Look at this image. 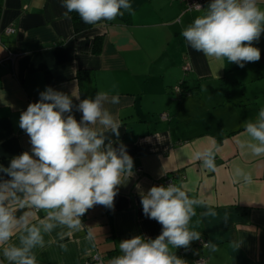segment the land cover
<instances>
[{"label":"crops","instance_id":"1","mask_svg":"<svg viewBox=\"0 0 264 264\" xmlns=\"http://www.w3.org/2000/svg\"><path fill=\"white\" fill-rule=\"evenodd\" d=\"M129 2L135 15L125 12L77 33L63 16L61 0H0V165L8 167L13 157L31 152L19 117L47 87L69 96L74 92L81 100L97 91L118 95L119 104L106 105L121 124L118 140L111 138L115 147L126 146L134 161V175L119 186L114 207L89 209L82 217L83 230L63 239L57 232L46 235L45 247L36 249L38 264H95L90 261L95 254L107 264L121 254L122 240L136 235L155 239L162 225L143 214L140 192L175 173L177 185L217 212L202 217L205 209L197 207L192 218L195 230L216 250L195 240L188 248L173 249L175 254L187 264L200 257L206 264H264V157L245 154L236 144L245 121L254 120L264 107V33L254 42L260 60L240 67L206 57L181 36L210 1L200 11H185L180 0ZM259 6L264 9V0ZM10 27L15 32L5 34ZM96 38L98 53L93 50ZM9 54L17 58L9 60ZM180 83L192 92H174ZM73 114L77 120L82 116L75 107ZM162 114L168 120H161ZM209 146L217 151L216 172L192 159ZM236 166L252 174V184L234 182ZM89 231L93 240L86 238ZM233 241L239 242L237 248Z\"/></svg>","mask_w":264,"mask_h":264},{"label":"clouds","instance_id":"2","mask_svg":"<svg viewBox=\"0 0 264 264\" xmlns=\"http://www.w3.org/2000/svg\"><path fill=\"white\" fill-rule=\"evenodd\" d=\"M194 6L201 8L199 3ZM61 7L66 9L65 18L71 19L70 13L75 12L88 25L115 20L125 12L135 15L129 0H61ZM262 33L264 9L259 0H210L206 11L196 16L181 36L206 57L244 67L260 60L254 42ZM73 97L78 104H73ZM119 102L118 95L105 91L81 100L74 92L69 96L47 87L37 102L21 112L19 127L30 138L31 152L13 157L8 167L0 165V174L8 177L0 176V264H38L36 249L45 247L46 235L57 232L63 239L83 230L82 217L89 209L114 207L119 186L134 175V161L126 146L115 147L111 138L118 140L121 124L106 105ZM74 107L82 113L79 120ZM242 136L236 141L242 152L264 157V107L254 120L245 121ZM216 155V149L209 146L194 152L192 159L216 172ZM234 178V182L253 183L252 174L239 166ZM140 196L143 214L161 224L162 231L155 239L136 235L122 240L121 254L107 264H187L173 249L188 248L201 239V232L192 225L197 207L205 209L199 214L202 217H215L217 212L190 196L184 185L152 186ZM227 219L225 214V222ZM86 238L93 240V233L89 231ZM232 244L239 246L237 241ZM207 246L216 250L212 242ZM60 247L67 250L66 244Z\"/></svg>","mask_w":264,"mask_h":264},{"label":"built area","instance_id":"3","mask_svg":"<svg viewBox=\"0 0 264 264\" xmlns=\"http://www.w3.org/2000/svg\"><path fill=\"white\" fill-rule=\"evenodd\" d=\"M208 1H210V0H180V2H182L183 5H184L185 11H200V10L203 9L204 5ZM197 3H199L201 5L200 9H197L194 6ZM14 32H15V30L13 28H11V27L7 28L4 31V33L7 34V35H11ZM15 58H17L16 54H9V57H8L9 60H14ZM189 70H190V66L188 64H185L183 66V71L184 72H188ZM173 91L176 92V93H180L181 92V87L180 86H176ZM160 119L163 120V121H166V120H168V116L166 114H162V115H160ZM169 183L176 184V181L173 178L172 174L165 175L163 177V179H162V182H161V184L164 185V186H167ZM197 244L199 246H201V247L206 248L208 242L204 238L201 237L200 240H197ZM90 261L95 263V264H103L101 258L97 254L93 255L90 258ZM194 264H206V262H205L204 258L200 257V258L195 259Z\"/></svg>","mask_w":264,"mask_h":264},{"label":"trees","instance_id":"4","mask_svg":"<svg viewBox=\"0 0 264 264\" xmlns=\"http://www.w3.org/2000/svg\"><path fill=\"white\" fill-rule=\"evenodd\" d=\"M70 16H71V21H72L73 29L77 33L78 32L80 33V32H83L85 30H88V29H90V28H92V27H94V26H96V25H98V24L101 23L100 22V23H98L96 25H88V24H85L81 20V18L79 17V15L77 13H75V12L70 13ZM99 42H100V38H96L95 41H94V49L93 50H94L95 53H98L99 52V44H100ZM178 86L181 87L180 94L186 95V94H189V93L192 92L191 90H184L182 88V83H180ZM172 176L175 179V181H177L178 174L175 173V174H172ZM176 184H177V182H176Z\"/></svg>","mask_w":264,"mask_h":264},{"label":"rangeland","instance_id":"5","mask_svg":"<svg viewBox=\"0 0 264 264\" xmlns=\"http://www.w3.org/2000/svg\"><path fill=\"white\" fill-rule=\"evenodd\" d=\"M179 97V96H178ZM192 102V101H191ZM193 103V102H192ZM207 115H208V111L205 113V116L203 117V118H205V117H207Z\"/></svg>","mask_w":264,"mask_h":264}]
</instances>
